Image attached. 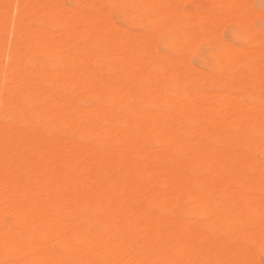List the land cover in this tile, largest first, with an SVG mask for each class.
Listing matches in <instances>:
<instances>
[{"label":"bare ground","instance_id":"6f19581e","mask_svg":"<svg viewBox=\"0 0 264 264\" xmlns=\"http://www.w3.org/2000/svg\"><path fill=\"white\" fill-rule=\"evenodd\" d=\"M180 1L132 5L143 22L158 20L146 34L170 32L169 58L168 44L160 53L124 33L100 2L89 14L81 0L72 12L64 0H0V264H261L264 66L244 62L243 79L214 72L244 51L224 42L213 71L192 68L171 20ZM217 1L237 14L249 0ZM196 14L188 26L205 19ZM191 39L189 50L200 42ZM195 82L221 90L198 92Z\"/></svg>","mask_w":264,"mask_h":264},{"label":"rangeland","instance_id":"374dc122","mask_svg":"<svg viewBox=\"0 0 264 264\" xmlns=\"http://www.w3.org/2000/svg\"><path fill=\"white\" fill-rule=\"evenodd\" d=\"M41 1L43 2V0H40V2ZM81 1L84 2L83 3L84 5L81 8L82 11L87 12L89 14H91V13L94 14L96 11V9L93 7L92 3L95 1L100 2L104 7L106 17L109 19L110 22L113 23V25L115 27H118V28L120 27V30L124 31V33H126L127 31L131 32V36L134 38H137L136 36L139 35V36H141L142 39L144 38V40H146L148 43L155 44L156 48L158 47L157 48L158 52H160V53H161L162 45L168 44L169 50L165 54L169 58H174L177 56V54L175 53V45H174V43L171 42V34L169 31H165V32L159 34V36H158V34H154V35L153 34L152 35L146 34L149 30L152 29V27L154 25H156L158 20L152 21V22H143V20L140 18H143L145 16L144 15L145 12L139 11L132 6V5H134L135 2L142 4L146 0H135V1L134 0H116L115 5H113L111 0H81ZM154 1H156V0H154ZM157 1H159V4L162 7H164L166 5L165 2H167V0H157ZM214 1L216 4L214 3ZM243 1L245 3L248 0H242V2ZM64 2L66 3V4L64 3V5H65L64 7L69 12L74 11V9H76V8L79 9L78 7H76L72 4L71 0H64ZM248 2H249V5H248ZM248 2L246 3V6L242 5V7L239 8V12H237V14H232V13H234L233 11L231 13L230 12L231 10L227 6L218 3L217 0H212V1L211 0H189L187 3H186V0L180 1V4H183V5H181V6H183L182 7L183 11H181L180 13H182V12L183 13L182 14L178 13V16H177L176 13L179 11H175V15L177 17L173 16V14H172L171 20L174 23L175 30L178 33L181 32L180 34L185 39V47H184L185 49L183 50L181 57L186 59V61L188 63L190 61L192 68H194L195 70L197 69V70H199V72L210 73L211 71H213L212 69L216 67V63L218 61L217 56L221 55L220 46L222 45V43L225 42V43H228V45H231L233 48L234 47L238 48L239 52L241 49H243L245 51V49L248 50L250 48L249 50L253 49V51H254V49H256L255 51L258 52L257 54L260 53V55L258 56L255 51L252 52V51L246 50V52L251 53L249 58H246V57H248L247 55H249V53H246L243 56L242 52H244V51L241 50L242 55L241 54L240 55H241V58L243 57L242 61H241V58H240V60H239V58H233L231 60H227V69L226 70H219V72L218 71H214V72L221 73L222 75L226 76L227 78H242L243 79L245 76L249 75V70L246 67L247 64L244 62H249V63L254 64V65L264 66V0H249ZM81 9H79V10H81ZM184 12H185V14H184ZM186 12L188 14L190 12L189 17L193 13L196 16H198L196 14V13H198L199 16H203V17L205 16V19H203V20L201 19V21H200L199 17H198V21H194V20H192L193 19L192 16H194V15H192L191 16V18H192L191 19V25H195V22H196L197 27H194V26L190 27V26H188V24L186 22V18H187V20L189 18V17H187L188 14ZM253 12L258 13V14L255 13L256 17H254L255 14H254V16L252 14H250ZM13 13H15V11ZM260 13H262V14H260ZM186 14H187V16L185 17L184 15H186ZM231 14H232V16L237 18V19H235L236 20L235 22H234V20H233V22L231 21L232 18L230 20H227V19H229L228 16L231 17ZM124 15H126V16H124ZM248 15L249 16L252 15V17L249 18ZM206 16H208V17L210 16L209 17V18H211L210 21H209V19L206 21V18H207ZM212 16L213 17L215 16L214 20H213ZM219 16H222V17L224 16L223 21H226L225 23H227V24H225L223 22L222 26H224V27L222 29H221V27H222L221 24L219 23L220 24V27H219L218 22L215 21L216 17H217V20H219ZM226 16H227V18H226ZM222 17L220 19L221 21L219 20V22H222ZM234 17H233V19H234ZM238 17H240V18H238ZM115 19H116V21H115ZM195 19H197V17ZM178 21L181 23H179ZM192 21H194V24ZM214 21L217 23H214ZM229 21H231V23ZM33 25H35V24H33ZM206 25H208L209 27ZM210 27H212V29L214 28L213 32L218 33L221 30L220 34H218V36H217V33H216V35H215L216 37H214L213 32L211 33ZM218 27H219V30H218ZM46 28L48 31L51 30L50 27H46ZM194 28H197V29L194 30ZM191 29L193 31L190 33ZM54 30H57V29H54ZM186 30H187V32H186ZM194 31L195 32L198 31L199 34L202 36V38L203 37L204 38L202 40H200V38H199L200 36L198 33H197L198 36H197V34L193 35ZM134 33H136V34L138 33V34L134 35ZM209 34H211V35H209ZM204 35L205 36L208 35L207 38L208 37H210V38L207 39ZM191 36L193 39V41L191 39L192 42H195V38H197L200 42L199 43L196 42V44H197L196 46H194L195 43H194V45L190 44L191 48L189 50L188 44L190 43V41L188 39H190ZM194 36H196V37H194ZM11 37H12V35L10 34V38ZM156 37L158 40H156ZM154 39H155V41H154ZM188 41H189V43H188ZM186 45L188 48H186ZM257 48H258V50H257ZM21 49L26 50V52H30L29 48L25 47L24 45H21ZM252 54H254V57H252L253 56ZM256 55H257V57H256ZM28 57H29V61L36 62L37 64L42 66L44 69H47V70L50 69L51 60H49L46 55H42V54L35 53V52H30ZM238 62H240V63H238ZM2 63L5 64V62H2ZM26 67L27 68L30 67L29 63L26 64ZM195 88L198 92H209L211 94L212 93L218 94L221 90V86L218 85L217 83H210V85H209V84H201V83L195 82ZM259 95L264 96V91H261L259 93ZM253 101L254 100H253L252 94H246L243 97V102L246 104H251ZM94 102L95 101L89 96H86L84 99V104L85 105L88 104V106H92L94 104ZM134 104L135 105H142V103H140L136 100H133L132 98H129V100H127L128 106L134 105ZM144 105L145 104H143V106ZM188 126H190V125L188 124ZM72 136H75V133H70V137H72ZM255 155L260 160H262L264 158V152L261 150L257 151L255 153ZM260 183L264 184V180L260 179ZM146 210H147V214L150 217H155V215L158 213L157 209L155 207H152V206H147ZM6 221L8 223H11L14 220H13L12 216L8 214L6 216ZM27 236H29L30 238L37 239L36 229L35 228L30 229ZM66 241L68 243H72L73 238H71V237L66 238ZM53 248L56 251H58V245L56 243L53 244ZM263 259H264L263 256L259 255V261L261 264H264Z\"/></svg>","mask_w":264,"mask_h":264}]
</instances>
